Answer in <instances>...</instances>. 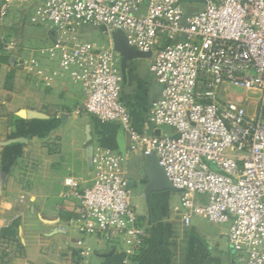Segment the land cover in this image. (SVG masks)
<instances>
[{
	"label": "built area",
	"instance_id": "obj_1",
	"mask_svg": "<svg viewBox=\"0 0 264 264\" xmlns=\"http://www.w3.org/2000/svg\"><path fill=\"white\" fill-rule=\"evenodd\" d=\"M29 1L35 18L48 22L56 36L41 53L57 55L60 68L82 87L81 110L101 123L120 122L131 150L156 157L179 190L185 224L197 212L213 224H228V242L242 264H264V0H205L192 13L179 0ZM4 11L3 5L2 16ZM83 25L120 30L131 47L151 52L149 71L159 96L149 121L156 133L134 129L120 98V55L80 40ZM30 64L24 69L31 71L35 60ZM231 88L257 94L251 114L227 99ZM123 161L96 148L91 184L82 190L72 178L64 184L76 202L82 237L135 256L148 233L132 204ZM27 200L21 195L18 203ZM78 246L87 264L90 248L82 240Z\"/></svg>",
	"mask_w": 264,
	"mask_h": 264
},
{
	"label": "crops",
	"instance_id": "obj_2",
	"mask_svg": "<svg viewBox=\"0 0 264 264\" xmlns=\"http://www.w3.org/2000/svg\"><path fill=\"white\" fill-rule=\"evenodd\" d=\"M80 28V40L113 47L111 32L99 27L107 41L97 45ZM55 37L47 22L35 18L29 0H0V264H84L81 240L90 248L87 264H242L228 242V224H213L201 212L185 224L179 193L173 192L178 197L169 196L165 206L159 195L167 191L151 194L146 203L145 155L130 149L120 122L101 123L81 110L82 87L60 68L57 55L41 53ZM31 60L36 66L27 71ZM142 60L150 63V58L127 63L121 102L134 129L149 135L157 132L149 113L159 86L154 76L150 81L137 75ZM96 148L124 156L131 201L148 233L135 256H127L122 246L82 237L78 230L76 202L66 195L70 188L64 180L72 178L78 190L89 186ZM21 195L26 203H18ZM195 200L201 205L205 198ZM174 201L179 218L170 207Z\"/></svg>",
	"mask_w": 264,
	"mask_h": 264
},
{
	"label": "water",
	"instance_id": "obj_3",
	"mask_svg": "<svg viewBox=\"0 0 264 264\" xmlns=\"http://www.w3.org/2000/svg\"><path fill=\"white\" fill-rule=\"evenodd\" d=\"M178 3H200L204 4L205 0H179ZM113 48L120 55V70L122 74V81L126 80L125 69L127 63L131 60L142 58L148 59L151 57V52L139 51L131 47L120 30L112 31ZM141 173L144 176L145 182L143 183L144 198L146 203H149L151 194L171 191L179 193V190L174 188L168 181L163 169L158 165L156 157L152 154L145 155L144 162L142 163Z\"/></svg>",
	"mask_w": 264,
	"mask_h": 264
},
{
	"label": "rangeland",
	"instance_id": "obj_4",
	"mask_svg": "<svg viewBox=\"0 0 264 264\" xmlns=\"http://www.w3.org/2000/svg\"><path fill=\"white\" fill-rule=\"evenodd\" d=\"M181 7L183 8V10L185 12L192 13V12L201 11L203 9L204 5L200 4V3H183V4H181ZM8 12H9V10L7 11V13ZM80 29L83 30V32L85 33V36H87V38L91 42H94L97 45H101L103 43L105 44L107 41L106 35L103 34V32H101V28H99V27H93L91 25H83V26H81ZM98 49H101V48L98 47ZM149 64H150L149 60H142L141 62H139L137 65V69H136L137 72L136 73H137V75H139V77H143V78H146V79L152 81L153 74L148 69ZM232 94L236 95L235 99L232 98ZM222 96L224 97L225 94H222ZM226 97L228 100L237 101L239 104H241L243 107L246 108V110L248 111L249 114H251L252 109L254 108L256 100H257V94L254 91H242L239 89L234 90L232 88L230 89V93H228ZM120 98H121V94H120ZM169 131L170 130L168 129V132ZM91 172H92V170H91ZM167 192L168 193H162L161 195H159L160 201H161L163 206H165V204L167 202H169V196H172V197L174 196V198L178 197V194L175 195L171 191L170 192L167 191ZM175 203H176V201L171 203L170 207L172 208V210H174L173 211L174 213H177V214H175V216L177 218H179L180 208Z\"/></svg>",
	"mask_w": 264,
	"mask_h": 264
}]
</instances>
